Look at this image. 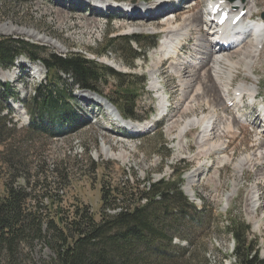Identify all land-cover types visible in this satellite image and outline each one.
Listing matches in <instances>:
<instances>
[{
  "label": "rangeland",
  "instance_id": "rangeland-1",
  "mask_svg": "<svg viewBox=\"0 0 264 264\" xmlns=\"http://www.w3.org/2000/svg\"><path fill=\"white\" fill-rule=\"evenodd\" d=\"M106 1L116 5L101 13L91 5L86 7L81 0H2L0 36L21 38L61 56L81 53L115 71L133 74L108 78L97 87L102 96L109 95L121 104V95L113 82L136 86L134 105L128 107L136 119L126 120L130 121L129 126H145L148 131L142 136L129 137L128 130L119 128L112 114L103 113L105 107L90 102L89 96H93L90 91L75 90L72 105L82 119L75 132L33 138V141L21 132L17 138L19 143L31 158L32 155L45 157L48 169L56 168L63 161L73 177L70 185L58 192L63 205L80 201L89 206L95 219L101 206L100 179L113 183L136 176L139 182H154L172 177L177 168L186 167L180 188L187 200L205 213L202 227L194 229L192 235V254L196 261L184 259L178 264L234 263V243L226 229L230 217L240 218L248 225L246 241L254 247L255 255L264 258V133L258 111L261 107L264 109V32L258 49L250 36L247 40L252 45L243 42L240 45L244 49L234 47L216 53L223 55V62L219 63L209 47L211 39L207 35L211 29L206 6L212 0ZM244 2L252 14L250 17L264 22L260 17L264 0ZM160 6L164 8L162 12ZM169 7L171 10L166 9ZM196 14H201L200 20L194 22L196 28L189 29L190 34L184 33L180 43L174 44L178 40L172 37V34L175 36L172 27L183 33ZM248 16L243 17L246 23ZM107 33L108 37L156 34L157 45L163 41L157 47L159 50L164 40L168 42L166 45L172 42V47L167 48V53L157 52L156 47L140 50L143 55L130 66L131 53L123 54L127 48L121 41L114 45L123 47L121 54L114 52V47L100 56L92 54L91 50L103 47ZM130 44V48L138 45L134 41ZM238 49L249 53L246 61L240 59L242 53ZM46 72L41 62L25 56L18 57L7 70L0 67V103H9L11 122L15 124L10 126L26 127L27 106L18 99L35 94L34 87L45 82ZM60 80L63 88L71 82L61 72ZM1 84H9L10 90L5 92ZM226 86L229 93L238 87L244 89L243 98L236 99L234 106L226 104ZM251 87L257 95L252 107ZM8 92L14 98L8 96L3 100L2 96ZM30 108L38 110L36 104ZM194 120L198 123L191 124ZM204 132L209 135L202 136ZM107 146L124 159L106 157L102 148ZM96 165L101 167L96 169ZM174 244L186 245V241L175 238ZM202 250L206 263L200 258ZM30 255L37 264H42L50 251L35 244Z\"/></svg>",
  "mask_w": 264,
  "mask_h": 264
},
{
  "label": "trees",
  "instance_id": "trees-1",
  "mask_svg": "<svg viewBox=\"0 0 264 264\" xmlns=\"http://www.w3.org/2000/svg\"><path fill=\"white\" fill-rule=\"evenodd\" d=\"M108 36L109 33L103 47L91 50L92 54H106L111 47L121 54L123 47L114 46L121 41L127 48L123 54L131 53L130 66L142 53L140 50L156 45L154 35ZM131 41L138 44L136 48H130ZM20 56L41 62L47 72L45 82L34 87L35 94L20 100L27 106L26 127L10 126L15 125L10 106L0 103V264H37L30 255L35 244L50 251L42 264H178L184 259L195 262L192 235L194 229L202 227L205 210L190 203L180 188L186 167L177 168L172 177L154 182H139L136 176L113 183L100 179L101 206L95 219L89 206L80 201L63 205L58 192L66 189L73 178L63 161L48 169L45 157L31 158L18 140L21 132L30 141L61 134L67 126V134L75 132L81 120L73 109V91L89 90L102 96L97 87L100 81L133 74L115 71L81 53L61 56L21 38L0 36V67L7 70ZM60 72L71 78L64 88ZM113 84L121 95V104L109 95L103 97L124 119H136L128 111L137 97L136 86ZM8 86L1 84V89L9 91ZM8 96L14 98L8 92L3 100ZM32 104L38 106L37 111L30 108ZM164 149L169 154L166 146ZM99 167L96 165V169ZM226 229L234 243L232 264H264V258L255 255L254 247L246 241L249 227L242 219L230 217ZM175 238L186 241V245H172ZM200 258L206 263L204 250Z\"/></svg>",
  "mask_w": 264,
  "mask_h": 264
},
{
  "label": "bare ground",
  "instance_id": "bare-ground-1",
  "mask_svg": "<svg viewBox=\"0 0 264 264\" xmlns=\"http://www.w3.org/2000/svg\"><path fill=\"white\" fill-rule=\"evenodd\" d=\"M215 1H217V0H215ZM103 2V0H93L92 1V3L93 4H96V5H99V6H104V5H106V4H103L102 3ZM235 2H237L236 4L237 5H235ZM108 4H110V3H108ZM184 4L185 3H183V6H184ZM226 4H227V6L230 8V9H232V10H234V9H237V10H242V9H246V8H248L245 4V2H244V0H231V1H229V2H226ZM188 7V6H187ZM162 8H161V12H162ZM165 11V10H164ZM249 11V10H248ZM248 11H247V15H249V17L250 16H252V14H250V13H248ZM170 13V12H169ZM151 14V13H150ZM201 15V14H200ZM200 15H198V14H196V16H193L192 18H191V20H189V23H187V28L183 31V33H181L180 32V30L178 31V29H177V27H176V29L175 28H173L172 27V29L171 28H169V29H171V30H173V32H174V35L175 36H173V34H172V37H175V38H177V40L178 41H176V42H174V44H176L177 42L178 43H180V39L179 38H181L183 35H184V33H189L190 34V32H189V29H192V28H196V26H195V24L196 23H194V22H198L199 20H200ZM189 17V16H188ZM190 18V17H189ZM175 19H177V18H175ZM166 22V21H165ZM167 22H169L170 23V20L168 19V21ZM202 22V21H201ZM183 23H185V21L183 22ZM168 24V23H167ZM262 24H264V22H260V21H257V22H252V23H250V24H247V23H245V22H242V21H240V22H238L237 24H226L225 26H224V28H225V30L223 31V35H224V37L226 38V39H224L223 40V42L222 43H220L219 44V48L217 47V44H210V46L209 47H211L212 48V52H214V54H215V56L214 57H216V62H223L222 60H223V55H217L218 54V52L220 51V53L222 52L221 50H225L226 48H222V47H225V44H227V45H229L230 44V46L228 47V48H234V47H241V48H245V46H241L239 43L238 44H236V45H234V43H236V41L235 40H232L233 38H234V34L235 35H237V34H248V36H249V38H250V36L251 37H253L252 39H254V41H256L255 43H256V46H257V44H260V42L262 41V33L264 32V26L262 25ZM195 26V27H194ZM178 28H180L179 26H178ZM249 28H251L252 30H249ZM5 30H6V27L4 28ZM193 29V30H194ZM231 31H235L234 32V34L232 35H229V33L231 32ZM170 32V31H169ZM196 32V31H195ZM171 33V32H170ZM170 36H171V34H170ZM248 39V38H247ZM247 39H245L243 42H245V43H247L248 44V42H250L251 43V41H248ZM261 39V41H259ZM169 41V40H168ZM163 41H160L159 43H162ZM253 42V41H252ZM159 43H158V45H159ZM166 43H168L166 40H164V43L163 44H161L160 46H159V48H160V50L157 48L158 47V45L156 46V48H154L155 50H157V52H159V53H167V48L168 47H172V45H171V43L172 42H169V45H171V46H169V45H166ZM251 45H252V43H251ZM255 45V44H254ZM264 45V44H263ZM174 46V45H173ZM165 47H166V49H165ZM249 47V46H248ZM243 48V49H244ZM250 48V47H249ZM259 48V46H257V49ZM243 49H238V51H240V53H242V55H241V60H244V61H246V59L249 57V53L248 54H246V52H244L243 51ZM167 50V51H166ZM218 50V51H217ZM250 50V49H249ZM241 51H243V52H241ZM257 51V50H256ZM211 52V53H212ZM217 53V54H216ZM256 53H258V51L256 52ZM217 55V56H216ZM211 56V55H210ZM207 57V56H206ZM208 57H209V55H208ZM207 57V58H208ZM226 58V56L224 57V59ZM229 58V57H228ZM165 59V58H164ZM215 59V58H214ZM250 59V58H249ZM248 59V60H249ZM226 60V59H225ZM225 60H224V63H225ZM229 60H230V58H229ZM247 60V61H248ZM215 61V60H214ZM227 61V60H226ZM229 62V61H228ZM239 62H241L240 60H239ZM250 62V61H249ZM249 62H247L248 64H250ZM229 63H231V61L229 62ZM246 63V64H247ZM217 65V64H216ZM186 68V67H185ZM189 68V67H188ZM192 71V70H191ZM207 79V78H206ZM241 87V86H240ZM255 88L254 87H251V88H249V90L251 91H249V93L251 94V97L254 95V93L256 92V90H254ZM237 91H240V93L241 92H243L244 91V89H241V88H237L236 89ZM243 90V91H242ZM103 106H105V104L103 103ZM107 107V106H106ZM106 112L107 113H110V114H113L114 116H116V114H115V112L111 109H109L108 107L106 108ZM113 112V113H112ZM112 115V116H113ZM206 118V117H205ZM201 119V118H200ZM202 120V119H201ZM204 120H206V119H204ZM120 121V120H119ZM121 122V121H120ZM201 122V121H200ZM196 123H198V120H194V121H191V124H196ZM199 124H201V123H199ZM203 124V123H202ZM120 125V124H119ZM121 126V125H120ZM194 126V125H193ZM133 128V130L134 129H136V128H142V126H132ZM139 130H143V129H139ZM144 131V130H143ZM228 132V131H227ZM125 133H127V131H125ZM206 135L208 136L209 134H207L206 133ZM205 135V132L203 133V135L202 136H206ZM203 138V137H202ZM206 138V137H205ZM208 138V137H207ZM206 138V139H207ZM209 139V138H208ZM203 140H204V138H203ZM205 141V140H204ZM103 150H102V152L106 155V157L107 156H109V157H114V158H122V159H124V157H123V155L122 154H120V153H118V154H115V153H112L111 151H110V148L107 146V147H104V148H102ZM192 175H188V177L190 178ZM188 194V193H187ZM190 196H193L192 195V193L190 192V194H189Z\"/></svg>",
  "mask_w": 264,
  "mask_h": 264
},
{
  "label": "water",
  "instance_id": "water-1",
  "mask_svg": "<svg viewBox=\"0 0 264 264\" xmlns=\"http://www.w3.org/2000/svg\"><path fill=\"white\" fill-rule=\"evenodd\" d=\"M135 0H132V2ZM261 17L264 19V12L261 13Z\"/></svg>",
  "mask_w": 264,
  "mask_h": 264
}]
</instances>
